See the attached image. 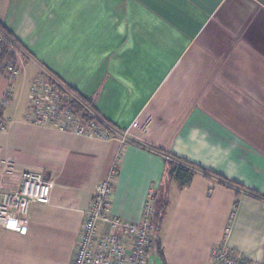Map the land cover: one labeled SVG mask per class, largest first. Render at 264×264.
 I'll list each match as a JSON object with an SVG mask.
<instances>
[{
    "label": "crops",
    "instance_id": "1",
    "mask_svg": "<svg viewBox=\"0 0 264 264\" xmlns=\"http://www.w3.org/2000/svg\"><path fill=\"white\" fill-rule=\"evenodd\" d=\"M18 74L0 71V202L24 173L50 184L26 233L0 227V264H71L97 184L116 171L111 213L141 221L165 190L162 260L217 264L215 246L264 264V0H0ZM54 76L92 103L117 139L81 138L27 122L29 90ZM196 174L179 189L164 162Z\"/></svg>",
    "mask_w": 264,
    "mask_h": 264
},
{
    "label": "built area",
    "instance_id": "2",
    "mask_svg": "<svg viewBox=\"0 0 264 264\" xmlns=\"http://www.w3.org/2000/svg\"><path fill=\"white\" fill-rule=\"evenodd\" d=\"M1 41V39H0ZM10 80L18 72L8 68ZM83 106L61 81L39 74L29 90L27 122L36 127L51 128L59 133L101 141L117 139L116 132L102 118L86 110L94 121L83 122L71 104ZM7 103L0 102V109ZM7 122L0 115V134L7 132ZM116 182V171L97 184L87 210L83 213L79 235L71 264H147L151 257L150 216L151 202L137 224H129L111 213V196ZM50 184L39 174L24 173L18 190L6 194L0 202V227L24 235L27 230L31 205L49 204ZM217 264H247L224 246H215L210 253Z\"/></svg>",
    "mask_w": 264,
    "mask_h": 264
},
{
    "label": "trees",
    "instance_id": "3",
    "mask_svg": "<svg viewBox=\"0 0 264 264\" xmlns=\"http://www.w3.org/2000/svg\"><path fill=\"white\" fill-rule=\"evenodd\" d=\"M0 31L7 38H11L10 34H8V32L5 31V29L1 26V24H0ZM6 37L2 38V40L0 41V65H1V61L8 56V51H7L8 42ZM8 68L14 69L18 72L17 68L13 64H9L3 67L1 66L0 71L5 70L8 73ZM70 91L80 101V103L83 104V106H81L80 104L73 102L71 104V108L73 112L76 115H79L81 120H83V122L94 121V118L91 116L88 110L85 109V107H87L92 113L99 116L95 111L92 103L89 102L88 100H84L83 98H81L76 91L72 89H70ZM164 166H165L167 179L176 182L179 189H183L184 187L188 186L191 180L193 179V177L198 173H201L206 176L218 177L215 174H212L211 172H208L198 166L190 164L184 160H180L176 157H171L170 160H165ZM218 178L219 180L225 182L226 184L230 185L233 188H241L239 185L233 182H229L221 177ZM162 188L163 187H161V190H159V192H157L155 195L152 196L151 216H150V243H151L150 248L153 251V253L157 255V257H159L161 260H162V249L159 242V231L161 229L163 218L165 216L166 208L168 205L166 192Z\"/></svg>",
    "mask_w": 264,
    "mask_h": 264
},
{
    "label": "rangeland",
    "instance_id": "4",
    "mask_svg": "<svg viewBox=\"0 0 264 264\" xmlns=\"http://www.w3.org/2000/svg\"><path fill=\"white\" fill-rule=\"evenodd\" d=\"M7 75L9 76V79H10V75L7 73ZM52 77H54V76H52ZM60 81V80H59ZM64 84V83H63ZM65 85V84H64ZM49 130H53V129H51V128H48ZM53 131H55V130H53Z\"/></svg>",
    "mask_w": 264,
    "mask_h": 264
}]
</instances>
